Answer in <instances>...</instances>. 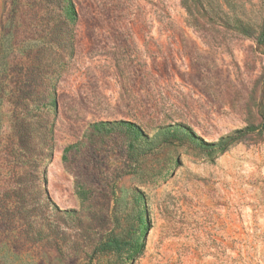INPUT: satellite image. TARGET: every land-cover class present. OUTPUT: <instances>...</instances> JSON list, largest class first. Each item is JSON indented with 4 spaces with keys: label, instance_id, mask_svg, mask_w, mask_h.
<instances>
[{
    "label": "rangeland",
    "instance_id": "obj_1",
    "mask_svg": "<svg viewBox=\"0 0 264 264\" xmlns=\"http://www.w3.org/2000/svg\"><path fill=\"white\" fill-rule=\"evenodd\" d=\"M74 1L75 55L50 60L24 53L44 0H0V264H264V126L225 151L167 134L261 124L264 0Z\"/></svg>",
    "mask_w": 264,
    "mask_h": 264
},
{
    "label": "trees",
    "instance_id": "obj_2",
    "mask_svg": "<svg viewBox=\"0 0 264 264\" xmlns=\"http://www.w3.org/2000/svg\"><path fill=\"white\" fill-rule=\"evenodd\" d=\"M46 13L45 19L46 23L43 28L34 29L38 32V38L34 39L33 44L26 46L24 53L27 57L32 58L33 55H38L43 58L50 60L63 59L64 57H73L75 55V35L74 28L78 21V11L74 0H44ZM16 6V7H15ZM20 4L14 1V16H20ZM12 29L4 31V34L8 36L9 45L8 49L17 48L19 46L18 37L20 31H23V27L19 26V23L13 22ZM239 31L245 35H252L254 31L252 27L245 24L243 21L240 23ZM257 43L264 46V25L260 32L256 36ZM43 55V56H42ZM35 64V63H34ZM60 73V67H55L52 69L51 87L48 90V103L47 105L54 110H57V99H56V89L53 84L54 76H58ZM259 113L262 117V122L260 125H250L243 129L237 130L234 134L221 137L220 140L216 142H206L203 139L197 137L189 129H176V133L170 134L171 131L167 132L169 135H176L175 137L181 141L189 142H199V146L204 151L209 150H220L225 151L233 142L237 141L241 136L246 133L253 132L262 126H264V103L259 104ZM109 124V123H108ZM118 125L124 126L126 131L131 135L132 139L137 140L142 136L141 130L132 122L121 121L117 122ZM106 123H96L94 128L96 130H101ZM110 125V124H109ZM67 152V151H66ZM144 221L140 218V234L143 233ZM138 234L137 237H132L129 241H125L122 237L118 235L111 236L104 244L103 250L108 249L110 251L121 252L126 250L127 258L132 259L135 257L142 248L141 235ZM125 245L128 247L125 249Z\"/></svg>",
    "mask_w": 264,
    "mask_h": 264
}]
</instances>
